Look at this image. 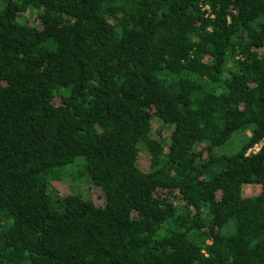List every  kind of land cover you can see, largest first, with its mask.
<instances>
[{
	"label": "trees",
	"instance_id": "obj_1",
	"mask_svg": "<svg viewBox=\"0 0 264 264\" xmlns=\"http://www.w3.org/2000/svg\"><path fill=\"white\" fill-rule=\"evenodd\" d=\"M0 264H264V0H0Z\"/></svg>",
	"mask_w": 264,
	"mask_h": 264
},
{
	"label": "rangeland",
	"instance_id": "obj_2",
	"mask_svg": "<svg viewBox=\"0 0 264 264\" xmlns=\"http://www.w3.org/2000/svg\"><path fill=\"white\" fill-rule=\"evenodd\" d=\"M27 16L32 17V12H28ZM156 123H153L154 124L153 128L156 127ZM78 161L81 160L77 159L75 162L67 166V170H66L67 176L62 178L61 181L53 182L54 186L60 192L80 193L84 197L87 196L91 198L93 202H95L96 204H101L102 196L100 195V192L96 188L88 185L86 183L85 177H83L82 175H78V171H80L79 164H77ZM138 162L143 166L146 165L147 157L145 150L140 151ZM72 175H76V176H72ZM258 191H259V185L256 184H245L242 188V193L244 195H252L257 193Z\"/></svg>",
	"mask_w": 264,
	"mask_h": 264
},
{
	"label": "built area",
	"instance_id": "obj_3",
	"mask_svg": "<svg viewBox=\"0 0 264 264\" xmlns=\"http://www.w3.org/2000/svg\"><path fill=\"white\" fill-rule=\"evenodd\" d=\"M258 146H259V145H257V144L254 145V146L252 147V150H253V151H254V150H257V149H258Z\"/></svg>",
	"mask_w": 264,
	"mask_h": 264
}]
</instances>
